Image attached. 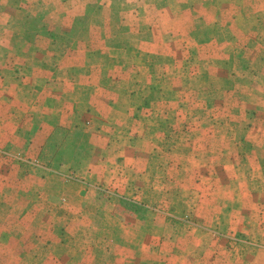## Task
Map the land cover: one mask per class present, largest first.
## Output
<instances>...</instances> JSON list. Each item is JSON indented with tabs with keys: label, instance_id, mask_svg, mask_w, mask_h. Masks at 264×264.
Segmentation results:
<instances>
[{
	"label": "rangeland",
	"instance_id": "obj_1",
	"mask_svg": "<svg viewBox=\"0 0 264 264\" xmlns=\"http://www.w3.org/2000/svg\"><path fill=\"white\" fill-rule=\"evenodd\" d=\"M24 1L0 264H264V0Z\"/></svg>",
	"mask_w": 264,
	"mask_h": 264
},
{
	"label": "crops",
	"instance_id": "obj_2",
	"mask_svg": "<svg viewBox=\"0 0 264 264\" xmlns=\"http://www.w3.org/2000/svg\"><path fill=\"white\" fill-rule=\"evenodd\" d=\"M6 1L7 2L9 1L10 8H4L3 7L4 4L6 3ZM13 2L15 4L19 5L18 0H0V14L3 15V16H5V15L8 16V18L0 16V19L6 20V24H8V22H14L15 21V18H16V15L14 14V8L12 6L13 5L12 4ZM22 2H25V1L22 0ZM28 3L33 4L32 5V10H33V8L37 4V1L36 0H26V4H28ZM34 17H35L36 21L37 20L38 21L41 20L40 16H38L36 14H34ZM27 19L30 20V18H27ZM42 19L44 21V20H47L48 17L47 16H42ZM8 30H10V35H12V31H11L12 30V27L11 26L9 28H7L5 31H8ZM44 33H42V34L44 35ZM46 33H47V35H51L52 34V32H51L50 29L46 30ZM4 36H8V35L6 33L3 34V32H0V37H4ZM22 36H26V35H22ZM1 49H3V48L0 46V52H1ZM2 51H3V54L0 55V56L3 57V58H4V54H8L9 55L8 57L10 58V54L11 55L12 54L13 55H16L17 54L18 55L20 53H23V54L26 53L25 50H23L22 48H19L17 46H7ZM12 63L13 62L8 61V62H6L5 68L3 67L4 68V73L1 75V80H4V84H6V83L9 84L11 82L12 77H14V75H13L14 72L12 70L14 68H16L17 66L14 63L13 64ZM1 66H0V69L2 71V67ZM8 71L10 73H8Z\"/></svg>",
	"mask_w": 264,
	"mask_h": 264
}]
</instances>
